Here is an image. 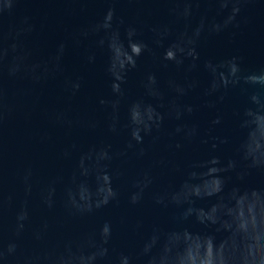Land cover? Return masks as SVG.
<instances>
[{
    "label": "water",
    "instance_id": "obj_1",
    "mask_svg": "<svg viewBox=\"0 0 264 264\" xmlns=\"http://www.w3.org/2000/svg\"><path fill=\"white\" fill-rule=\"evenodd\" d=\"M224 2L0 0V264H264V0Z\"/></svg>",
    "mask_w": 264,
    "mask_h": 264
},
{
    "label": "clouds",
    "instance_id": "obj_2",
    "mask_svg": "<svg viewBox=\"0 0 264 264\" xmlns=\"http://www.w3.org/2000/svg\"><path fill=\"white\" fill-rule=\"evenodd\" d=\"M222 7H223V8H224V7H227V0H225V2L223 3ZM238 12H239V7H238L236 4H234V5L232 6V15L228 17V20L226 21V24L229 23V22H231V20L235 17V15H236ZM111 15H112V13L109 12V13H108V18H109V19L111 18ZM105 26H107V25H105ZM135 50H136L137 52L139 51L138 48L135 49ZM169 55H171V53H170ZM76 87H78V85H77ZM14 248H15V245H11V246L9 247L8 251H9V252H12V251L14 250Z\"/></svg>",
    "mask_w": 264,
    "mask_h": 264
}]
</instances>
